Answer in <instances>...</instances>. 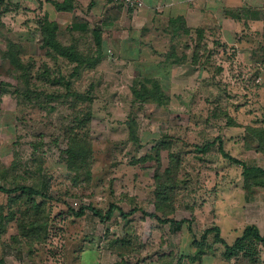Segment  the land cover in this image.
Returning a JSON list of instances; mask_svg holds the SVG:
<instances>
[{
  "label": "rangeland",
  "instance_id": "1",
  "mask_svg": "<svg viewBox=\"0 0 264 264\" xmlns=\"http://www.w3.org/2000/svg\"><path fill=\"white\" fill-rule=\"evenodd\" d=\"M17 1L0 0V186L46 195L0 191V240L41 264L81 255L90 264H136L177 262L178 246L192 261L186 220L197 237L218 226L228 243L251 224L264 235V188L247 187L231 159L264 168V30L243 33L239 48L206 35L194 61V30L170 47L133 53L137 32L120 26L103 32L102 61L70 77L74 64L41 46L35 0ZM58 38L97 52L91 31L60 30ZM14 44L32 93L10 62ZM111 205L106 221L88 209ZM258 249L261 263L264 244ZM210 250L202 255L222 256L219 243Z\"/></svg>",
  "mask_w": 264,
  "mask_h": 264
},
{
  "label": "crops",
  "instance_id": "2",
  "mask_svg": "<svg viewBox=\"0 0 264 264\" xmlns=\"http://www.w3.org/2000/svg\"><path fill=\"white\" fill-rule=\"evenodd\" d=\"M35 2L44 15L43 18L55 24L57 38L60 30L91 31L94 43L102 57L104 54L103 32L115 30L120 26L137 32L135 39H138V42L132 45L133 53H140L142 48L144 53V48L151 46L170 47L171 40L175 36L183 32L190 34L194 30L196 39L199 40V43L194 46L195 51H198V54L197 52L194 54L196 61H198L197 58L202 57L200 49L207 46L204 42L206 35L217 36L214 39H219L224 45H234L239 48L246 43L242 38L243 33L250 35L251 32L255 33L254 30H264V0H144V5L138 9L129 8L123 4L105 3L101 0H35ZM19 3L18 0L16 5L19 6ZM5 13L7 10L1 11V23H4L1 16ZM171 20H177V30L174 26L172 27ZM174 31L177 33L174 34ZM95 33L99 36L98 43ZM256 34H258L257 31ZM236 37L241 39L238 41ZM118 42H120L119 38H115L116 46ZM162 53L168 57L170 55L165 50ZM102 59L91 68L98 65ZM83 68L89 67L81 69ZM176 251L180 257L177 262L157 263L148 260V262L136 264H243L234 258L226 260L221 255L212 256L209 253L188 261L183 256V249L180 246ZM82 256L73 258L69 264H90L85 262ZM74 259L77 260L74 261ZM0 264H41V262L27 261L23 248L15 246L10 239L2 238ZM256 264H264V261Z\"/></svg>",
  "mask_w": 264,
  "mask_h": 264
},
{
  "label": "trees",
  "instance_id": "3",
  "mask_svg": "<svg viewBox=\"0 0 264 264\" xmlns=\"http://www.w3.org/2000/svg\"><path fill=\"white\" fill-rule=\"evenodd\" d=\"M1 14V12H0ZM172 27L176 28L177 30V20H171ZM39 31L41 36V46L46 47L56 53L57 56H60L62 58H65L68 62L74 64L73 70L70 73L71 76H75L77 72L82 67H93L100 59L102 58V55L100 53L99 48L97 49L96 54L92 55H86L82 52H79L77 47L75 45L69 44V45H63L56 36L55 31V24L48 21L46 18H42V21L39 22ZM177 32L174 31V34ZM96 38V42L98 43L99 36L97 33L94 34ZM14 47L16 48V53L19 52L18 48L20 47L17 44H14ZM11 48V47H10ZM10 62L12 64H15L17 67L20 68V79L23 81L22 83L26 87L27 93H32L31 89V81L28 76V70L29 66L25 65L23 66V62L21 57H19V53H17V56L10 54L9 55ZM195 61V60H194ZM23 68V69H22ZM22 69V70H21ZM62 82L65 83L66 89L70 88V81L66 78H61ZM132 93L135 94V90L132 88ZM154 98V97H153ZM131 124V123H130ZM132 131L134 132V127H132ZM77 146V145H76ZM74 146L72 145V148ZM78 147V146H77ZM91 146L89 149V155H91ZM226 155V154H224ZM72 156V154L70 155ZM69 156V159L71 158ZM73 157V156H72ZM78 158V157H77ZM234 162L240 164L242 166V173L245 178V185L247 187H251V185L255 186H261L264 188V168L257 166V165H247L246 163L239 161L235 158H231ZM69 166L71 167L72 164L70 162ZM43 189L45 190L46 183L43 182ZM20 190L22 193H27L31 197H40L45 196V191L36 190L31 186H26L24 184H18L13 189H6L2 186H0V191L11 193L14 191ZM158 197L161 195L162 199H166L167 195L165 192L162 191L157 192L156 194ZM87 208V207H86ZM88 209L94 214L100 221H106L110 219L113 216L114 206L111 205L105 213H102L100 210L93 206H88ZM84 209L81 207L77 212L76 215L81 216L84 214ZM126 214H123L125 216ZM153 217H156L152 214ZM157 220L161 222H173L172 219L168 218H161L156 217ZM185 221V220H184ZM188 230L190 232V235L192 236V245L191 247L195 250L193 251L191 260L195 258H200L202 254L206 252H210L211 250V244L212 243H219L223 247V253L222 257L226 260H230L234 258L235 260L240 261L243 264H256L260 258H259V244H264V235L260 234V231L258 227L255 224H251L249 226H246L242 232L237 236L232 243L226 242V240L220 235V229L218 226L214 225L210 228H206L199 237L196 236V233L193 231V229L190 226V222L187 221ZM176 226L174 227V231L179 230L180 228V222H176ZM209 233H212V241L211 244L206 243L207 235ZM239 258H242L243 260H239Z\"/></svg>",
  "mask_w": 264,
  "mask_h": 264
},
{
  "label": "built area",
  "instance_id": "4",
  "mask_svg": "<svg viewBox=\"0 0 264 264\" xmlns=\"http://www.w3.org/2000/svg\"><path fill=\"white\" fill-rule=\"evenodd\" d=\"M105 3L123 4L132 9L141 8L144 5V0H101Z\"/></svg>",
  "mask_w": 264,
  "mask_h": 264
}]
</instances>
